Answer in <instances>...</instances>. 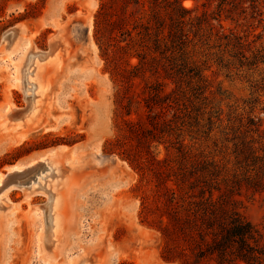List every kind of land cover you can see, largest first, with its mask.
<instances>
[{"label":"rangeland","instance_id":"rangeland-1","mask_svg":"<svg viewBox=\"0 0 264 264\" xmlns=\"http://www.w3.org/2000/svg\"><path fill=\"white\" fill-rule=\"evenodd\" d=\"M185 1L183 6L192 18L217 11L215 1L188 0V5ZM101 2L0 0V176L16 166L23 169L9 177L12 190L0 189V264H77L85 256L96 264H173L161 257L160 233L141 222L145 184H140L139 175L126 161L104 150L117 135L115 94L120 82L112 76L109 62L116 41L105 45L110 49L104 56L94 37ZM251 15L250 10L242 16L225 13L213 22L248 34L257 47L264 48V22ZM12 28L23 42L30 41L24 52L21 42L10 47L5 42L4 35ZM50 50L61 56L44 61L39 80L46 89L38 96L30 84L31 89L25 90L22 68L29 54ZM205 75L208 107L201 111V124L209 110L219 111L221 122L208 136L183 132L180 139L192 154L232 170L231 143L221 132L252 116L261 120L264 133V92H256L246 79L228 76L215 65ZM29 101L30 108L37 107L40 113L34 123L40 124L30 127L11 119L18 110L7 118L9 104L22 110ZM155 152L159 159H166L177 151L158 144ZM44 158L43 164L26 168ZM48 165L57 169L52 172L60 197L61 232L55 246L44 241L45 231L51 230L49 192L29 190L41 173L47 175ZM34 168L43 169L23 180ZM235 196L241 213L264 236V192L243 188Z\"/></svg>","mask_w":264,"mask_h":264},{"label":"trees","instance_id":"trees-1","mask_svg":"<svg viewBox=\"0 0 264 264\" xmlns=\"http://www.w3.org/2000/svg\"><path fill=\"white\" fill-rule=\"evenodd\" d=\"M183 1L102 0L94 37L104 56L110 49L105 45L116 41L109 62L120 82L117 135L104 150L126 161L145 184L140 219L160 233L164 261L264 264V236L241 213L235 196L243 188L264 192L261 120L241 118L221 132L231 143L232 170L192 154L180 139L183 132L208 136L221 122L214 110L204 124L200 120L208 107L205 71L213 65L264 92V48L248 34L213 22L250 10L263 23L264 0H209L217 2V11L194 18ZM133 58L138 63L130 65ZM158 144L177 152L159 159Z\"/></svg>","mask_w":264,"mask_h":264},{"label":"bare ground","instance_id":"bare-ground-1","mask_svg":"<svg viewBox=\"0 0 264 264\" xmlns=\"http://www.w3.org/2000/svg\"><path fill=\"white\" fill-rule=\"evenodd\" d=\"M189 2L190 1L186 0L185 5L186 4L188 5ZM4 37H5V42L8 43V47H10L11 45L15 46L16 44H19L21 42L19 44V48L20 49L22 48L23 52L30 45V41L23 42V40L21 39V36L19 37V33H18V30L16 28H12V29L8 30L5 33ZM55 39H57V37ZM55 39H53L54 42H55ZM51 44H53V43H51ZM51 51H53V50H50L48 52H36L33 54H29V56L26 58L27 60L24 62V66L22 68V75H23L22 84H23L26 91L31 89V88H28V85L30 84V85H32V90H35L36 95L41 96L45 93V89H46L45 84L42 83L43 81L39 80L40 74L43 71V69L45 68V67H43L44 61L45 60H47V62H52L53 60L56 61L58 59V57L61 56V52L56 53V51H55L52 53ZM36 56H39V59L36 58ZM59 61L61 62V59H59L57 62H59ZM30 67H31V72L29 71ZM29 75H30V79H29L30 83L27 80V77ZM18 81L19 82L21 81L20 78H18ZM27 97L30 100L31 96L27 95ZM30 103L31 102L29 101L28 107L25 109H22V110L16 109L15 107H13L12 105L9 104L6 107L7 108L6 111L8 113L7 118H10L9 116L11 115V113L18 110L17 114H15L11 119L17 120L19 124L24 123V124H27L31 127L32 124L34 123L35 119L37 118V115H39L40 113H38L37 107L32 106L30 108ZM38 122L34 123L33 127L40 124ZM22 128L27 129L26 127H22ZM28 129H30V128H28ZM46 160H47V158H44L42 160H37L34 163L30 164L29 166H27V167L25 166V167L32 169L34 166H36L38 164H43L44 161H46ZM18 168L19 167L16 166V167L12 168L7 175L0 176V189L1 190H2V187H4L3 189L6 192L13 189L11 186L14 183L9 182V180H10L9 177L14 173L23 171L22 168L21 169L20 168L18 169ZM26 168H25V170H26ZM41 169H43V168H41ZM41 169L34 168L33 170H31V172H29L28 176L23 178V180L25 178H28V177L30 178L32 173L37 172ZM54 169L57 170L56 167H53L52 165H48V171L47 172L49 174L47 173V175H46L45 173H41V175L39 177V181L37 183H34L35 187L32 185L29 189L32 191V193L33 192H35V193L44 192V191H40V190L38 191V189H41V188H44L45 193L49 192L50 210H52L51 211V230L49 232L45 231L44 241L50 242L49 243L50 246H53V245L55 246L58 244L59 239H60V232H61V215L58 212L59 207H60L59 186H58V182L56 180V177H53L54 175H53L52 171ZM6 192H4V195ZM0 215H1V213H0ZM77 264H96V263H94V261L89 256H85V257H82Z\"/></svg>","mask_w":264,"mask_h":264}]
</instances>
